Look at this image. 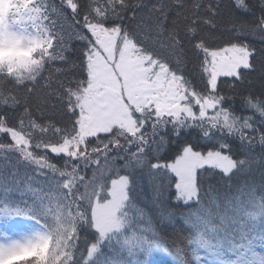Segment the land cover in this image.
<instances>
[{"label":"snow or ice","instance_id":"snow-or-ice-1","mask_svg":"<svg viewBox=\"0 0 264 264\" xmlns=\"http://www.w3.org/2000/svg\"><path fill=\"white\" fill-rule=\"evenodd\" d=\"M0 264H264V0H0Z\"/></svg>","mask_w":264,"mask_h":264},{"label":"trees","instance_id":"trees-1","mask_svg":"<svg viewBox=\"0 0 264 264\" xmlns=\"http://www.w3.org/2000/svg\"><path fill=\"white\" fill-rule=\"evenodd\" d=\"M145 183L147 184V180L145 181Z\"/></svg>","mask_w":264,"mask_h":264}]
</instances>
